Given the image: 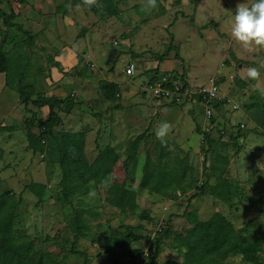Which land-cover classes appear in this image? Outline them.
Returning <instances> with one entry per match:
<instances>
[{"label": "crops", "instance_id": "1", "mask_svg": "<svg viewBox=\"0 0 264 264\" xmlns=\"http://www.w3.org/2000/svg\"><path fill=\"white\" fill-rule=\"evenodd\" d=\"M74 1L76 0H0V12L13 10V22L36 34L30 54L33 68L27 81L42 95L54 96L53 110L60 118L57 130L84 132V152L89 162L95 159L99 150L113 145L107 141L104 146L102 139L100 142L96 141V137L102 135V138L111 139L123 136L126 140L137 130L142 129L141 132H144L149 127L150 133L155 132L161 122L167 121L173 128L180 130L181 141L184 139L181 126L185 125L184 117L188 115L182 114L181 107L171 105L166 100H155L144 90V84L163 74L174 72L190 86L213 81L219 86L221 95L230 98L242 95L245 100L253 99L256 102L257 93L261 95L257 91L258 81L248 79L247 71L236 67L232 63L233 60L227 59L229 63H226L225 59L224 64H217L212 71L201 70V61L205 62L213 48L222 52L218 61L226 56L225 52L220 50L221 45L217 43V31L205 25L209 20H214L216 28L220 30L216 22V17L220 15L213 10V0H206L207 5L202 0H157V7L151 10H141L143 2L140 1H132L131 5L124 6L121 1L118 3L116 0L118 14L113 16L107 15L96 6L88 8ZM77 5L81 7L77 8ZM2 25L0 17V29L4 27ZM136 25L140 27L136 28ZM221 26L223 29L228 28L227 23H222ZM13 29L15 27L3 28L8 32L3 49L12 41V36L15 35ZM79 30L81 32L78 34ZM16 33L20 39L21 33ZM80 35L82 38H79ZM110 38L114 45L121 46L117 49L110 48L109 43L106 44ZM170 43L172 50L159 60L157 55L162 54ZM176 50L183 62L175 58ZM5 51H8V48ZM248 53L251 59L256 55L258 57L247 62L236 56L240 61L234 63L252 66L255 62L264 86V74L261 72L264 70V49L256 52L248 50ZM129 63L135 64L136 71L133 75L125 72ZM102 80L116 84L117 91L113 98H107L101 92L99 83ZM68 89L75 92L74 98L69 96L73 105L65 100L68 97ZM13 91L16 92L6 85L5 73L0 72V106L4 103L9 107L5 109V117H2L7 121L0 122V176L11 178L10 182L0 181V187H6L8 182L9 189L19 191L18 195L23 198L25 195L34 197L32 193L24 190L25 185L34 181L45 184L48 188L50 184L46 178L17 183L24 178L26 169L33 171L38 168L34 158L36 154L28 145L24 120L34 113L35 120L31 130L38 133V122L47 118L49 108L46 105L37 107L30 103L26 111L19 103L18 93L14 94ZM221 106L216 103L214 107L217 115L223 111ZM260 108L252 107L248 111L250 117L246 124L242 122L234 125L233 117L228 116L233 130L239 131L240 134L252 130L248 133L246 149L255 154L251 159L243 157L246 151L243 149L240 151V157L247 158L253 171L256 168L253 166L264 160V151L261 154L255 151L260 145L256 143V137H264V112ZM39 111L45 113L42 119L38 116ZM12 112L16 114L12 115ZM92 114L97 115L96 119ZM12 117L16 119L12 120ZM221 119L222 117L218 119V126L225 127L224 120ZM241 124L244 126L240 127ZM89 152L96 153L93 159L88 158ZM2 163H5V169L1 168ZM232 184L235 186V183Z\"/></svg>", "mask_w": 264, "mask_h": 264}, {"label": "rangeland", "instance_id": "2", "mask_svg": "<svg viewBox=\"0 0 264 264\" xmlns=\"http://www.w3.org/2000/svg\"><path fill=\"white\" fill-rule=\"evenodd\" d=\"M120 1L124 6H129L132 1L143 2V0H118V3ZM164 1L173 2V0ZM202 1L206 4V0ZM241 2L242 0H213V10L220 15V17H216L217 26L220 30L216 28L214 20H209L205 25L217 31L215 32V34L219 36L217 43L221 45L220 50L224 51L226 56L218 61L222 52L213 48V52L205 58V62L201 61L203 64L202 71H212L217 64H224L223 61L225 59L230 60L228 53L229 49L233 50L236 56L247 62H250V60L254 61L258 57L256 55L254 59L253 57L251 59L248 50L242 48L230 34L233 13L235 12L237 4ZM180 7H182V5ZM203 7H205L204 4ZM8 12H10V10H8ZM222 23H227L228 28L223 29L221 26ZM4 27L0 29V39H2ZM138 27L140 26L136 25V28ZM13 32L15 35L12 36V41L6 48H8V51H14L16 53L18 52V47L13 48V42L19 40V38H17L19 34L16 33L19 31L15 28ZM80 32L81 30H79L78 34ZM79 38H82V35H80ZM110 40L111 38L109 42H106V44L109 43L110 48L117 49L121 46L114 45L113 41ZM6 48L4 47L5 50ZM254 51H259V48L254 49ZM120 63L122 64V62ZM232 63L235 64L236 67L245 69L246 71L249 67H256L255 62L252 66L237 62L234 63V61H232ZM119 68H121V66ZM261 72L264 74V70ZM173 74L175 73L173 72ZM34 76L36 77V75ZM44 78H46L45 74ZM258 84L263 86L261 81H258ZM187 85L190 84L187 83ZM196 86L199 85H192V87ZM257 91L255 92L257 93ZM13 93L16 94L15 91H13ZM74 94L75 92L72 89L66 90V95L74 98ZM146 94L148 95V93ZM154 99L156 100V98ZM231 99H233L232 101L238 106V109L233 111L224 110L225 107L221 104L223 111L219 112L218 115L214 109L217 101L214 100L211 102L213 120L217 125H220L218 119L222 117L221 121L224 120L225 132L223 136L220 137L222 139L219 138V142L213 146L212 150L208 151V160L205 161V163L202 159L204 149L203 145L200 143L202 127L205 125L206 121L205 106L200 104L196 98H193L190 102L186 101L177 104V106L181 107L180 111H182V114L188 115L186 118L182 115V118L184 117L186 120L185 125L181 126L184 139L181 141L179 136L182 133H180L179 129L174 127L166 138L167 142L164 145H169L173 150L170 153L168 165L176 166L177 164H181V166L186 167L187 173L185 183L190 182L192 187L185 192L177 190L166 196L150 192L147 188L139 186L145 153L149 152L151 159L153 161L155 160L158 152L155 148V142L158 141V139L155 136V132H148L146 137L139 141L135 160L132 162L128 161L130 177L132 178L128 184L129 187L136 192V197L133 199L134 208L132 211L129 209L121 211L108 204L106 200V188L102 185L94 186L92 183L88 184L85 192H81L79 196L72 197V207L66 205L60 194L61 188L59 186V181L61 179V171L58 165L49 162L47 160L48 157L46 155L44 156V152L41 153V155L38 152L34 153L36 154L34 158L38 165L37 170L31 171L26 169L24 178L17 183L20 184L21 182L23 183L34 178L39 180H44V178H46L50 184L47 189L51 197L41 202L36 200L34 198L35 196L27 197V195H25V198L22 197L23 201L18 206L15 220L16 240L35 239L37 245L46 250V253L51 259H57L58 264H148V255L153 248L154 237L158 234H156V231L161 230L162 227V230H164L168 219L175 232H179L184 227L191 226L192 221H188L187 217L183 214L186 204L189 203L188 210L193 213V220H206L214 211L218 210L233 223L236 229L246 228V235L258 238L262 241L261 255L264 257V160L257 162L253 166L256 167L253 171L251 167H249L250 162L246 160L247 158L243 159L240 157V151L242 152L243 149H246L248 146V133L250 134L252 130L248 132L243 131L240 134L239 131L232 129L234 127H232L233 125L230 124L232 122L228 118V116L233 117L234 125L242 122L246 124L250 117L248 113L250 108L248 109L247 105L249 103H256L253 106L254 108H262L264 107L262 106L264 105V97H262V95L259 96L257 93L256 102H254L253 99L245 100L242 95H237ZM13 101L16 105L17 103L14 98ZM6 108L9 109L8 105L2 103L0 106V122L7 121L2 118L5 117ZM188 111L190 113H188ZM39 113L40 115L38 116L42 119L45 113H41L40 111ZM14 114H16V112H12V115ZM92 115L93 118L96 119L97 115ZM15 119L16 118L12 117V120ZM196 126L199 127V131H197ZM262 129H264V124ZM141 131L142 129L137 130L131 138L127 137L126 140L125 138L123 139V136L111 139L108 137L102 138V135L96 137V141L100 142L102 139L104 146L107 141L108 143H113L112 147L119 155L120 161H123L126 158V141L132 140L138 134L142 133ZM213 131L215 133L214 129ZM232 141H235V143ZM255 141L260 144L259 148H256L255 151L257 154H261L262 151H264V137H256ZM224 154L227 156L229 155V157H226ZM253 154L255 153L250 152V149L247 148L243 157H249L251 159ZM95 155L96 153L94 152H89L87 154L89 159H93ZM2 165L1 168L5 169V163H2ZM223 167L226 171L225 175L232 183H235L231 201L223 202L211 195L207 190L203 193H197L198 190L196 191L194 186L206 180V174L210 173L209 169H215L216 172H219ZM9 179L8 177L5 178L0 176V181L2 182H10ZM213 180L214 178L211 177L210 182ZM8 182L6 187H4V185L0 187L1 191L7 190L12 192L13 189H9ZM184 186H186V184H184ZM14 191L15 190H13L12 193L17 197L19 191ZM91 192H94L95 195H89ZM193 194H196V196L190 198ZM73 207L81 211L80 228L82 234L78 237V241L75 245L73 243L75 237L74 230H76L73 221ZM130 233L143 237L149 236V239H141L135 242L126 241L124 237ZM46 236L49 237L48 241H44ZM115 242L120 243L121 246L115 247ZM163 244L164 248L157 257V264H183L182 251L181 249L175 248L171 238L168 237L165 239ZM71 249L76 250V252L71 251ZM134 250L143 251L144 256H134L132 253ZM227 261L232 264H243L239 256H230L227 258Z\"/></svg>", "mask_w": 264, "mask_h": 264}, {"label": "trees", "instance_id": "3", "mask_svg": "<svg viewBox=\"0 0 264 264\" xmlns=\"http://www.w3.org/2000/svg\"><path fill=\"white\" fill-rule=\"evenodd\" d=\"M74 2L82 3L80 0ZM100 3L102 7L98 8L102 9L107 15L118 14L116 0H100ZM0 17L6 29L15 27L21 33V38L13 45V48L18 47V52L15 53L3 49L8 34L7 31H4L3 38L0 41V72L5 73L6 85L16 90L19 103L24 106L26 111H28L27 105L30 103L37 107L46 105L49 108L47 118L38 122V133L31 130L35 120L34 113L24 120V125L28 145L33 153L44 152V156L48 157L49 162L58 165L61 171L59 186L63 202L72 207V197L85 192L89 183L99 186L102 185V180L106 176H110L113 180L111 186L106 188L108 204L121 211L127 209L132 211L136 192L128 184L132 179L128 161L135 160L139 141L146 137L149 127L127 142L126 158L123 161H120L119 155L112 146H106L104 149L99 150L93 161L89 162L84 152V132L57 130L60 118L53 110L54 96L46 97L40 94L34 85L27 81L33 68L30 54L36 34L13 22L15 17L13 10L8 13L0 12ZM172 47L170 43L162 54L157 55L158 59L167 56ZM228 53L230 60L240 61L236 58L233 50L229 49ZM174 56L183 62L177 50L174 52ZM226 63H229L228 60H226ZM243 63L246 62L243 61ZM99 88L107 98H113L117 91L116 84L104 80L100 81ZM66 99L73 105L69 96ZM216 103L221 105L220 101ZM170 104L177 105L174 102H170ZM254 105L255 103H249L247 108L251 109ZM261 110L264 112V107ZM196 129L199 131V127L196 126ZM219 138L215 139L206 135V148L203 152L204 163L208 160V151L212 150L213 146L219 142ZM155 148L158 152L154 161L151 159L149 152L145 153L139 186L147 188L150 192L166 196L177 190L182 192L189 190L192 186L190 182L185 183L186 167L181 166V164L168 165L170 153L173 151L172 148L169 145L161 144L159 140L155 142ZM209 171L210 173L206 174V180L194 186L196 191L198 190L197 193H203L207 190L223 202L231 201L234 185L225 175L224 167L219 172H216L215 169H209ZM211 177L214 178L212 182H210ZM24 190L32 193L39 202L51 197L45 184L34 181L25 185ZM194 196L196 194L191 195L190 198ZM22 201V196L18 195L16 197L12 192L0 190V264H58L57 259H51L46 253L47 251L37 245L35 239L16 240L15 220L18 206ZM188 208L189 203L186 204L183 214L188 221H192L191 226L175 232L168 219L164 230H162V227L161 230L156 231V234H158L154 237L153 248L150 250V254H147L148 264H157V257L163 251V243L168 237L171 238L176 249H181L183 264H232L227 261L230 256H239L243 264H264V257L261 255L262 241L246 235V228L236 229L233 223L218 210L214 211L206 220H193V213ZM73 210V221L76 229L74 230L75 237L73 240L75 245L78 237L82 234L80 228L81 211L75 207H73ZM124 239L135 242L141 239H149V236L143 237L130 233ZM48 240L49 237L46 236L44 241ZM114 246L118 247L121 244L115 242ZM71 251L76 252L72 249ZM132 253L134 256H144V252L141 250H134Z\"/></svg>", "mask_w": 264, "mask_h": 264}, {"label": "clouds", "instance_id": "4", "mask_svg": "<svg viewBox=\"0 0 264 264\" xmlns=\"http://www.w3.org/2000/svg\"><path fill=\"white\" fill-rule=\"evenodd\" d=\"M83 6L91 8L93 6L102 7L100 0H82ZM81 5H77L80 8ZM157 7V0H143L141 10H151ZM231 37L244 49H264V0H242L237 4L232 16L230 25ZM246 76L251 81H260L261 73L256 67H249ZM257 90L264 96V86L257 85ZM172 124L164 121L155 130L156 138L161 144H166L167 137L172 131ZM113 178L106 176L102 180V186H111ZM89 195L94 196L91 192Z\"/></svg>", "mask_w": 264, "mask_h": 264}, {"label": "built area", "instance_id": "5", "mask_svg": "<svg viewBox=\"0 0 264 264\" xmlns=\"http://www.w3.org/2000/svg\"><path fill=\"white\" fill-rule=\"evenodd\" d=\"M135 64L129 63L125 72L128 75L135 73ZM145 92H149L156 100H166L168 102H174L176 104L183 102H190L193 98H196L200 104L205 106V125L202 127V133L200 135V143L205 150V138L206 135L211 138H219L225 132L224 126H218L213 120V108H211V102L216 100L220 101L224 107L233 111L238 109V106L228 96L221 95L219 86L212 82L192 87L179 76L173 73H166L159 76L155 81L147 82L144 84ZM244 125L241 124L240 127ZM215 130V133L213 131ZM204 152V151H203ZM204 157V154H203ZM203 159V158H202Z\"/></svg>", "mask_w": 264, "mask_h": 264}]
</instances>
